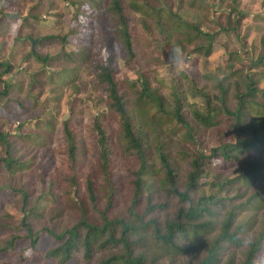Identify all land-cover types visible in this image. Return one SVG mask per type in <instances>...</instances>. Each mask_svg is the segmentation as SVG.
Wrapping results in <instances>:
<instances>
[{"label": "trees", "instance_id": "obj_1", "mask_svg": "<svg viewBox=\"0 0 264 264\" xmlns=\"http://www.w3.org/2000/svg\"><path fill=\"white\" fill-rule=\"evenodd\" d=\"M69 1L76 10L69 32L43 36L35 45L36 49L57 43L60 50L41 53L30 49L26 56V60L38 62L44 71L40 81L30 80L24 97L23 82L17 85L12 80H5L6 75L14 71V66L0 58V123L16 119V115L8 111L10 105L29 110L27 98L31 99L33 108H38L42 95L32 92L39 87L42 91H50V96L45 98L48 103H61L69 97L70 86L79 78V70L83 67V72L85 68L90 74L86 79L88 89L95 87L98 92L91 95V102L99 110L93 117L92 130L99 147V164L109 183L107 188L110 189L106 190L108 205L123 195V190L114 185L113 174H110V163L115 154L120 160L136 157V170L127 169L126 174L123 170L120 174L114 173V177L123 176L124 179H119L123 185L129 180L128 183L133 186V205L144 197L146 207L142 213L131 208L129 218H108L104 211L100 224L91 222L84 209L79 224L61 232L50 228L35 232L32 225L26 222L30 210L22 222L25 233L3 239L0 264H12L13 260L29 264H175L177 259L181 260L180 264H264V89L261 92L256 87L258 82L247 74L242 80L245 92H239L236 87L234 95L239 102L233 109L227 104L231 88L223 85L216 97L220 101L217 105L207 97V84L203 85V92L199 86L200 90L193 85L188 86L187 92L175 89L174 101L167 100L162 89L153 83L149 70L143 67L150 57L153 38H158V34L152 32V23L160 25L163 20L182 19L181 24L192 31L190 36L201 33L208 37L206 43L195 46L189 53L206 58L211 55L219 32H203L199 22L189 23L181 15L182 0H174L177 1L176 7L169 4L170 0H156L159 3L156 6L151 5L149 0ZM226 1L227 9L222 10L226 13V21L220 30L236 33L241 28L244 15L239 10V0ZM0 12V23L4 20L10 22L19 16ZM34 14H29V20L35 18ZM84 16L88 17L87 21H82ZM107 16L111 17L117 34L111 29L105 35L100 32V47L94 49L92 27L94 23L101 24ZM122 59H125V70L119 78L123 71L119 65ZM263 60L264 55L259 61L262 63ZM129 71L136 75L135 80L130 79ZM259 91L261 97L257 96ZM187 93L193 102L190 104L192 120L186 121L182 102H185L183 96L187 98ZM77 94L68 100L71 116L62 122L60 129L68 159L74 164L78 163L77 155L84 143L82 134L71 127V124L77 125L81 121L78 115L81 109L77 105L81 98ZM198 95L203 97V108L197 101ZM103 104L107 105L104 113L101 110ZM3 111L6 115L2 117ZM168 114L185 125L189 136L195 121L205 127H213L217 133L226 134L225 139L211 147L209 154L189 155L192 158H188L183 168L182 183L181 175L177 174L182 160L175 159L172 152L167 151V143L162 138L160 127L169 119L166 117ZM35 119L37 124L45 125L41 127H46V132L51 131V126L54 132L57 131L50 118H42V112ZM21 134L6 129L4 124L0 127V145L4 146L0 164L12 174L25 170L30 163L22 162L21 157L10 152L11 138H15L16 142H35L34 145L39 147L46 143L42 138L44 136L32 138L30 134ZM228 170L232 174L224 177ZM79 171L78 168L75 170L70 183H76L82 176ZM87 181L86 189L94 203L92 206H95L94 183L89 179ZM236 184L245 193H250L248 197L239 194L240 198L233 202L228 195L230 187L227 186ZM7 188L0 186V207L1 197H6ZM159 192L165 194L162 202L159 199L154 201ZM22 193L27 201L28 193ZM51 198L54 199L46 198L44 202L51 201ZM169 199L176 200L174 220L164 214L163 219L159 216L169 206ZM220 211L226 214L221 222V232L210 236L217 227L216 218ZM61 212L59 207L58 213ZM242 214L251 217L241 223L238 220L236 228L231 230ZM146 215H150L148 220H145ZM6 229L0 226V237L9 232V228ZM250 232L249 238L239 237Z\"/></svg>", "mask_w": 264, "mask_h": 264}, {"label": "rangeland", "instance_id": "obj_2", "mask_svg": "<svg viewBox=\"0 0 264 264\" xmlns=\"http://www.w3.org/2000/svg\"><path fill=\"white\" fill-rule=\"evenodd\" d=\"M149 1L153 6L159 4L156 0ZM170 1L173 3L170 2L169 4L176 7L177 1ZM4 2L5 0H0V11L4 14L15 13L19 16L10 22L4 20L0 23V58L11 62L14 66V71L6 75L5 80H12L17 85L23 82L24 97L27 94L26 91L29 90L30 80L40 81L44 71L34 59L26 60L29 50L33 49L41 53H46V51L58 52L60 46L57 43L46 47L40 46L36 49L35 45L43 36L50 34L65 35L68 33L76 15L75 5L69 0H8L6 5H4ZM239 8L244 15L241 28L236 33H226L220 30V27L226 21L224 16L226 13L222 11L227 9L226 0H182L181 15L187 18L189 23L199 22L203 32H219L217 36V39H219L214 42L213 51L207 58L195 53L193 55L189 54L195 46L206 43L208 37L201 33L190 36L192 31L186 25L181 24L182 19L176 21L163 20L160 25L152 23V32L158 34V38H153L150 57L143 67L149 70V74L153 77V83L162 89V93L167 100L174 101L175 89L185 91L189 85H193L197 89H199L197 87L199 86L203 92L202 87L207 84L209 85L207 97L210 100L213 99L214 101H211L214 105H217L220 101L216 97L220 95L223 85L231 88L227 104L230 109H233L239 102L237 95H234L236 87L239 88V92H245L242 80L247 74L258 82L256 87L263 92L264 60L262 63L259 60L264 55V0H239ZM221 12H223L222 16H220ZM30 13H35L34 23H32L33 19L29 20ZM139 16L141 15L139 14ZM87 19L88 17L84 16L82 21H87ZM29 23L30 25H28ZM88 26L91 27L89 24ZM92 28L95 33L92 34L94 38L92 47L94 49L100 47V32L105 35L111 29L117 34L110 16L104 17L99 25L94 23ZM71 47L72 45L69 46V48ZM181 58L184 61L182 70L177 71L176 61ZM124 62L125 59H122L119 64L121 71L123 70L119 74V78H122L125 70ZM82 68L78 72L79 78L76 83L70 86L69 97H65L61 103H48L45 98L50 96V91H42L39 87L33 92L31 91L42 95L40 98L41 105L39 104L38 108H33L30 105L31 99L27 98L26 105L29 110L25 109L24 111L10 105L8 111L15 114L16 119H11L8 123L5 121L0 123V127L4 124L6 129H10L15 133L30 134L32 138L44 136L42 138L46 141L43 147H39L34 145L35 142H16L15 138H11L10 152L13 151L18 158L21 157L22 162L29 161L30 164L25 170L14 174L0 164V186L9 187L7 191L4 190L6 197H1L0 207V226L3 230H7L6 227H8L9 232L1 235L0 246L3 244V239L14 234L21 235L25 233L22 222L25 214L30 213V210L31 213L26 222L32 225L35 232L41 228H50L55 232H61L65 228L76 227L81 220L84 209L90 217L89 220L97 224L103 222L102 214L104 211L108 214V218H129L131 208L137 213H142L145 210L146 198L143 197L137 204L133 205V193H131L133 192V186L128 183L129 180L123 185L119 180L124 179L123 176L115 175L114 177V173L120 174L124 170L126 174L127 169L130 171V168L132 170L138 168L137 159L134 156L120 160L119 156L112 155L110 174H113L111 177L114 185L123 190V195L119 200L111 201V205H108L110 203H108L106 190L110 189L107 188L109 183L106 180L107 174L99 164V147L95 143L96 134L92 130L93 117L99 110L91 102V95L98 94V92L95 87L88 89L86 79L90 77V74L85 68L82 72ZM128 74L131 75V80L136 79L133 72L129 71ZM193 74L196 75L194 78H192ZM260 91L257 94L258 97L262 96ZM77 92L79 94L82 92L80 94L81 100L77 102L78 107L81 109L80 113H77L81 121L77 125L71 124V127L77 133L82 134L84 143L77 155L78 163L74 164L70 161V158L68 159L67 147L60 129L62 122L71 116L68 100L74 98L75 94L78 95ZM197 97H199L197 101L201 104L200 108H203V97L199 95ZM1 98L4 99L5 97ZM183 98H185V102H182V113L186 116V121L192 120L190 104L193 99L188 93L187 98L184 96ZM106 109L107 105L103 104L102 112L104 113ZM41 112L43 119L50 118L51 125H55L57 129L56 132L52 130V126L51 131L46 132V127H41L45 125H39V122L37 124L35 118ZM1 114L2 117L6 115L4 111ZM166 117L169 119L162 123L160 127L163 133L162 138H164V143H167V146L165 145L167 151H171L175 159L182 160L180 170L177 168V174L181 175L180 181L182 183L183 168L187 165L188 158H192L189 155L196 156L200 152L209 154L211 147L225 139L226 134L217 133V130L215 131L213 127H205L195 121V127L189 136L185 125L178 119H174L169 114ZM3 150L4 146L0 145V155H4ZM151 152L154 155V152ZM154 161L158 162L156 159ZM77 168L80 169L79 172L82 176L78 178L76 183H70L71 177ZM231 174V170L225 171L224 177ZM76 176L79 177L78 173ZM88 179L94 183V191L97 197L95 206H92L94 203H92L88 189H86ZM238 185L227 186L230 187L228 195L233 198V202L240 198L238 197L239 194H241V197H248L250 193H245ZM22 191L28 193L27 201H25ZM41 194L43 196L40 197ZM163 194L159 192L154 197V201H158V199L160 202L164 201L165 194ZM50 197H54V199L51 198V201L44 202V199ZM41 204L44 205L38 209ZM175 205L176 200L169 199V206L165 211L160 212L159 216L163 219L164 214L166 218L174 220ZM59 207L62 208L61 213H58ZM32 208L34 209L32 210ZM250 217L249 214L240 215L235 224L232 225L231 230L236 228L235 225L238 220L241 223ZM149 218L150 215H146L145 220ZM225 218V212L220 211L216 218L217 227L210 236L220 234L221 222ZM251 232L244 236L239 235V237L249 238ZM174 263L180 264L181 260L177 259ZM12 264L29 263L13 260ZM166 264L169 263L166 262Z\"/></svg>", "mask_w": 264, "mask_h": 264}, {"label": "clouds", "instance_id": "obj_3", "mask_svg": "<svg viewBox=\"0 0 264 264\" xmlns=\"http://www.w3.org/2000/svg\"><path fill=\"white\" fill-rule=\"evenodd\" d=\"M183 63H184V61H183L182 58H181V59H178V60L176 61L177 71L182 70V65H183Z\"/></svg>", "mask_w": 264, "mask_h": 264}]
</instances>
